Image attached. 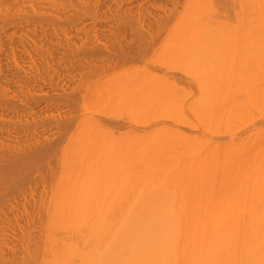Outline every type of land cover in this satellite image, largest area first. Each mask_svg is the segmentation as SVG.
<instances>
[{"label": "bare ground", "instance_id": "obj_1", "mask_svg": "<svg viewBox=\"0 0 264 264\" xmlns=\"http://www.w3.org/2000/svg\"><path fill=\"white\" fill-rule=\"evenodd\" d=\"M0 264H264V0H0Z\"/></svg>", "mask_w": 264, "mask_h": 264}, {"label": "rangeland", "instance_id": "obj_2", "mask_svg": "<svg viewBox=\"0 0 264 264\" xmlns=\"http://www.w3.org/2000/svg\"><path fill=\"white\" fill-rule=\"evenodd\" d=\"M24 60V58H22ZM25 62V60H24ZM61 68L62 67H58L55 66L54 69L51 68V72L48 73L47 76H49V78L47 79H41L37 80L36 79V86H37V90L39 89L38 92H54L59 86H62L65 83L64 77L61 75ZM1 70L2 73L4 74V76H8L9 79H14V73L11 70V67L8 66V62L7 60H2L1 63ZM56 70V71H55ZM54 72H59L57 75H54ZM45 78V77H44ZM62 103L61 98H57V100H54L51 104H49L50 106L48 108H46V110L50 111L51 110H55L57 105ZM55 115H58V112H54ZM37 117H41L43 116H49V115H45V107L41 106L39 109H37L36 111ZM155 119H160V120H155ZM157 121H160V123H165V125H160V126H173L174 124H176L178 121L174 120L173 118L169 117L166 114H162L154 119L151 120H141L136 124L137 129L139 130V132L141 133H148L152 130H155V123H158ZM180 123V122H178ZM129 129L126 128L123 132L128 131Z\"/></svg>", "mask_w": 264, "mask_h": 264}]
</instances>
